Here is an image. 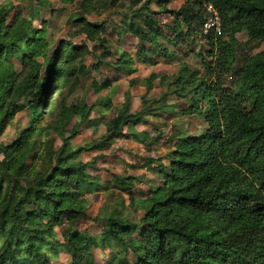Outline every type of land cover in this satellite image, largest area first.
<instances>
[{"label":"trees","instance_id":"1","mask_svg":"<svg viewBox=\"0 0 264 264\" xmlns=\"http://www.w3.org/2000/svg\"><path fill=\"white\" fill-rule=\"evenodd\" d=\"M132 1L137 20L127 24V31L140 42L138 55L143 63H154L152 54L174 56L162 40L175 48L189 36L207 42L208 49L198 53L203 75L180 63L175 81L149 105L153 114L168 108L165 101L170 95L188 99L182 115L198 116L206 124L204 132L173 136V151L164 157L167 165L154 168L161 175V185L143 199L135 196L132 177L113 176L102 187L79 155L105 151L119 139L147 145L146 132H125L142 122L144 114L130 113L127 93L110 117L104 113L111 109L110 97L98 98L92 106L61 104L55 115L56 93L65 89L69 77L86 70L75 61L82 47L64 43L51 50L44 39L45 27L37 31L22 14L10 16V7L1 5L0 137L22 111L29 112V125L12 144L0 143V264H50L60 252L70 256L71 264H90L93 249L114 252L117 261L131 255L126 264H264V51L238 60L235 49V38L243 31L249 40L264 41V0H183L178 11L168 8L172 0ZM153 3L157 12L151 9ZM206 4L220 17L219 34L202 32ZM161 15L171 22L160 21ZM81 20L89 30L103 29ZM99 39L102 53L94 69L105 64L118 74L135 73L127 53L105 63L112 54L106 40ZM8 56H15L19 71ZM227 77L233 81L230 87ZM208 79L213 80L208 83ZM110 86V81L93 84L96 94ZM101 108L102 117L90 119ZM47 114L57 116V123L42 127ZM72 118L78 122L67 130ZM85 121L89 128L103 124L105 134L76 148L72 142ZM46 133L59 138L58 149L51 140L39 147L32 143L38 134ZM148 161L154 164L153 159ZM110 188L127 194L129 206L143 212L138 224L119 209L93 218L86 214L83 195ZM80 220L100 224L101 234L81 232ZM54 228H59L63 242L49 255L38 244Z\"/></svg>","mask_w":264,"mask_h":264},{"label":"rangeland","instance_id":"2","mask_svg":"<svg viewBox=\"0 0 264 264\" xmlns=\"http://www.w3.org/2000/svg\"><path fill=\"white\" fill-rule=\"evenodd\" d=\"M132 0H117L113 5L112 0H75L72 3L63 0H46V3H39L35 0H0L1 5L10 7V16L14 13L22 14L27 18L33 29L41 31L45 27L44 39L51 50H56L62 44H72V47L81 48L80 56L75 60L76 65L86 67L84 73H76L69 77V82L65 89L58 91L53 100L52 109L55 115L62 105L79 104L85 102L87 106H92L98 98H111V109L105 111V115L110 117L125 101V95H129V108L131 114H144L142 122L134 126L125 128L126 133L133 131L146 132L149 140L146 144H139L132 140H113L105 151L82 152L79 160L88 163L90 168L88 173L99 179L100 185L105 187L113 176L127 179H134V193L138 199H143L150 190L161 185V175L155 170L157 165H167L164 157L173 151V144L176 142L174 135L184 133L182 136L197 135L204 132L206 124L196 115H182L189 106L188 99H180L175 95H170L166 99L168 108L163 112L150 114L149 105L161 99L166 93V85L175 81L180 63H186L189 68L204 73V65L201 64L198 53H204L207 42L194 36L186 37L184 44L178 48L171 46L162 40V44L168 48L169 58H162L152 54L150 64L142 62L138 55L140 42L132 33L127 31V24L136 21ZM184 6L183 0H172L168 8L178 11ZM151 9L158 11V5L153 3ZM163 23H170L166 15L157 16ZM82 18L87 23L103 25V29H88ZM105 39V46L111 52V56L106 58L105 63H113L121 53H127L133 59V69L135 73L127 75L116 73L112 68L102 64L98 69L97 57H100L102 50L98 40ZM236 58L253 57L264 51V41L249 40L245 31L236 36ZM150 49L149 45H146ZM15 56H8L17 67L21 69L18 62L14 61ZM117 77V79H115ZM213 79H208L210 83ZM110 81L111 86L96 94L93 84L101 85ZM230 77L226 78V86H232ZM77 86H73V85ZM145 100L148 108L143 107ZM55 102V103H54ZM56 107V108H55ZM148 113V114H147ZM102 108L99 112H93L91 118L102 117ZM156 114V115H154ZM41 123L42 127H49L57 123V116H48ZM78 121L72 118L66 129L70 130ZM29 125V112L22 111L14 117L13 121L6 127L0 137L2 146H7L15 142L21 133ZM105 134V127L99 124L96 128H89L87 122L79 126V135L73 140V146L81 148L89 143L98 141ZM53 141L54 149H58L61 142L54 134H38L32 143L39 147L43 141ZM0 159L2 156L0 155ZM148 159H153L154 164ZM162 161H156L160 160ZM155 168V169H154ZM85 201V211L89 217H95L100 213H110L114 209H119L126 217L135 223H139L143 217L141 210H134L129 206V196L127 194L110 188L101 189L99 192L83 195ZM42 223H45L43 221ZM77 229L81 232H88L93 236L101 234L102 226L90 220H80ZM137 236V234H135ZM63 240L59 228H54L52 234L44 235V242L38 244V248L52 255L57 246ZM53 248L54 250H51ZM132 259L130 255L127 262ZM125 260H116V253L109 250L93 249L92 262L90 264H126ZM50 264H71L68 254L60 252Z\"/></svg>","mask_w":264,"mask_h":264},{"label":"built area","instance_id":"3","mask_svg":"<svg viewBox=\"0 0 264 264\" xmlns=\"http://www.w3.org/2000/svg\"><path fill=\"white\" fill-rule=\"evenodd\" d=\"M206 11V19L202 28L204 35L208 34L211 30L216 33L221 32V21L217 11L210 4L204 5Z\"/></svg>","mask_w":264,"mask_h":264}]
</instances>
